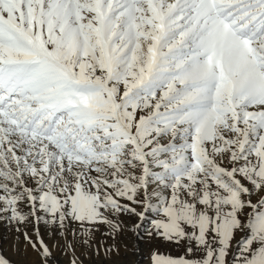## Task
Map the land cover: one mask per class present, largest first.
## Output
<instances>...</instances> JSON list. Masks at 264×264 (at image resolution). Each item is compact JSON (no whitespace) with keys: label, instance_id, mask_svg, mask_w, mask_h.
<instances>
[{"label":"snow or ice","instance_id":"obj_1","mask_svg":"<svg viewBox=\"0 0 264 264\" xmlns=\"http://www.w3.org/2000/svg\"><path fill=\"white\" fill-rule=\"evenodd\" d=\"M0 264H264V0H0Z\"/></svg>","mask_w":264,"mask_h":264},{"label":"rangeland","instance_id":"obj_2","mask_svg":"<svg viewBox=\"0 0 264 264\" xmlns=\"http://www.w3.org/2000/svg\"><path fill=\"white\" fill-rule=\"evenodd\" d=\"M133 258H134V257H131V256L128 257L129 260H131V259H133Z\"/></svg>","mask_w":264,"mask_h":264}]
</instances>
